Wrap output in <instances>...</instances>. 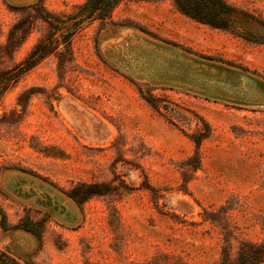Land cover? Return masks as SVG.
<instances>
[{"label": "rangeland", "instance_id": "rangeland-1", "mask_svg": "<svg viewBox=\"0 0 264 264\" xmlns=\"http://www.w3.org/2000/svg\"><path fill=\"white\" fill-rule=\"evenodd\" d=\"M226 1L264 21V0ZM85 2L0 0V253L232 264L264 242V45L173 0H123L74 34L49 17Z\"/></svg>", "mask_w": 264, "mask_h": 264}, {"label": "trees", "instance_id": "trees-1", "mask_svg": "<svg viewBox=\"0 0 264 264\" xmlns=\"http://www.w3.org/2000/svg\"><path fill=\"white\" fill-rule=\"evenodd\" d=\"M123 0H86L78 12L69 17V21L55 19L59 30L69 29L76 33L83 26L94 20H107L115 7ZM178 11L184 16L213 29L229 31L247 41L264 45V21L245 12L226 0H173ZM49 15V14H48ZM260 28L259 34L255 28ZM49 51V42L43 39L20 64L22 72L32 69ZM24 230L38 235L33 229ZM243 244V243H242ZM249 249L241 247L237 259L232 264H263L264 242L262 244H246ZM0 264H9L6 253H0Z\"/></svg>", "mask_w": 264, "mask_h": 264}]
</instances>
